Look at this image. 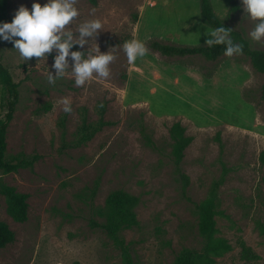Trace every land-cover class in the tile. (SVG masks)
<instances>
[{
	"label": "rangeland",
	"instance_id": "obj_1",
	"mask_svg": "<svg viewBox=\"0 0 264 264\" xmlns=\"http://www.w3.org/2000/svg\"><path fill=\"white\" fill-rule=\"evenodd\" d=\"M95 1L78 0L79 16L71 27L102 22L96 43L100 52L115 57L107 78L93 74L76 86L69 69L49 84L47 67L55 75V51L46 60L25 62L11 42L0 41V63L18 84L5 158L35 157L32 166L0 178L27 194L29 205L27 220L15 222L0 195V222L15 235L0 249V264H121L111 240L94 224L104 222L105 203L114 192L137 198V225L121 232L133 243L136 264H172L181 250L202 248L195 206L212 191L217 236L231 246L214 264H264L258 229L264 226V166L258 159L264 150V73L243 55L210 61L166 57L151 49L153 41L193 46L211 38L212 29L200 21L199 0ZM210 1L215 14L252 49L264 51V41L249 36L254 22L241 0ZM33 2L7 0L6 22ZM125 41L142 45L145 59L128 65ZM96 43L90 44L93 54ZM64 97L70 98L71 113L63 111ZM100 105L104 125L91 135ZM5 109L0 86L1 119ZM175 123L192 137L178 165L169 135ZM239 240L259 259L242 261Z\"/></svg>",
	"mask_w": 264,
	"mask_h": 264
},
{
	"label": "trees",
	"instance_id": "obj_2",
	"mask_svg": "<svg viewBox=\"0 0 264 264\" xmlns=\"http://www.w3.org/2000/svg\"><path fill=\"white\" fill-rule=\"evenodd\" d=\"M7 0H0V21L6 22V6ZM95 4V0H89ZM199 15L200 21L203 25L213 30V28L223 26L231 29L230 26L213 10L210 0H199ZM230 35L234 42L243 46V55L249 58L252 67L258 73H264V51L252 49L249 43L240 35V33L231 29ZM78 47V46H77ZM152 50L159 52L166 57H187V56H202L210 61H215L224 56V45H214L209 47L205 44L183 46L176 44H168L164 42L153 41L150 44ZM77 50V49H73ZM235 55V54H234ZM0 86L2 88V97L6 100V109L3 119L0 118V178L2 174L16 172L20 167H29L33 164L32 160H19L15 157L8 160L5 158L6 151V133L7 128L15 111V106L18 100V84L13 81L12 75L5 66L0 63ZM264 95V85L261 88ZM104 105H100L98 116L99 120L94 127L92 135L95 130H99L103 125ZM50 110L46 107L45 111ZM185 129L179 124L175 123L169 129V135L173 141L172 155L174 162L178 165L183 158V151L191 143L192 137L184 135ZM89 137V136H88ZM259 162L264 166V150L260 151ZM186 184V177L183 176ZM264 182V178H263ZM0 195L5 198L7 214L18 223H23L27 220L26 202L28 195L19 193L12 186H8L0 180ZM137 204V198L132 197L123 192H114L106 200L103 210V223H94L99 227L104 234L111 240L113 246L117 249L121 257V264H136L133 257V243H126L121 232L137 225L135 218L134 207ZM198 215V232L203 239V246L200 250L183 249L175 257L172 264H214L216 258L230 251V244L222 237H218V229L216 227V195L212 191L209 198L196 204ZM259 232L264 236V226L259 225ZM15 240L14 233L9 229L8 225L0 222V249L5 248L8 244ZM240 247V259L244 262H252L258 260L259 257L248 247L242 240L238 241Z\"/></svg>",
	"mask_w": 264,
	"mask_h": 264
},
{
	"label": "clouds",
	"instance_id": "obj_3",
	"mask_svg": "<svg viewBox=\"0 0 264 264\" xmlns=\"http://www.w3.org/2000/svg\"><path fill=\"white\" fill-rule=\"evenodd\" d=\"M77 2L78 0H46L41 5L39 0H34L31 9L21 5L11 22L0 21V41L11 42L25 62L32 57L46 60L47 55L55 51L54 63L51 65L55 69V75L47 67L49 84H55L69 69L75 77L76 86L84 85L93 78V74L103 78L110 75L109 65L115 57L110 51L100 52L96 43L103 28L102 22L99 19L85 20L75 31L71 27L73 20L79 16ZM241 4L244 14L254 22L249 36L256 42L264 41V0H241ZM230 32L231 29L224 27L222 23L208 32L211 38L206 40V45H224V54L229 57L242 54L243 46L233 41ZM92 40L96 43V54L89 50ZM85 45H88L86 51L82 50ZM74 48L77 50H73ZM122 49L128 65H135L146 57V49L140 44L125 41ZM61 103L63 111L71 113L70 98L64 97Z\"/></svg>",
	"mask_w": 264,
	"mask_h": 264
}]
</instances>
